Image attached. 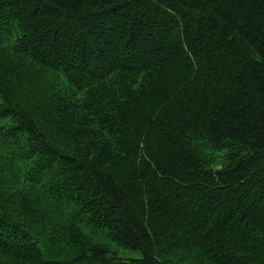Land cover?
<instances>
[{"label": "trees", "instance_id": "16d2710c", "mask_svg": "<svg viewBox=\"0 0 264 264\" xmlns=\"http://www.w3.org/2000/svg\"><path fill=\"white\" fill-rule=\"evenodd\" d=\"M52 211L139 258L54 253ZM1 253L264 264V0H0Z\"/></svg>", "mask_w": 264, "mask_h": 264}, {"label": "rangeland", "instance_id": "374dc122", "mask_svg": "<svg viewBox=\"0 0 264 264\" xmlns=\"http://www.w3.org/2000/svg\"><path fill=\"white\" fill-rule=\"evenodd\" d=\"M19 61H22L23 67L29 73L28 75H32L34 73L33 75L37 78L38 82H40L41 84H45V85H39V87H35L33 85L35 88L33 89L38 92L37 94H42V93H46V95L50 94L52 91L49 90H53L59 87L58 85H50V84H57V82H62L64 80L61 76L55 74L54 72H51L50 69L35 65L29 59H23L21 57V59L15 63L17 64L19 63ZM27 77L28 79L32 78L30 76ZM25 84L31 85V83L22 82L19 84V86L22 88V86H24ZM76 95H78V93ZM34 194L39 196L38 191ZM42 203L45 206L51 207L52 209L58 211L50 201L43 199ZM53 214L55 215L54 212ZM65 215L67 216L66 218H64ZM65 215L62 214L60 217H56L55 215V217L57 218V220L54 218L55 223L64 224V222L67 221V224L69 226H71V224H74V226L79 230H81V232H78L79 230L75 232H69L66 230L60 231L57 240L54 242L55 244L58 245V247H55V249L53 250L54 253H59L61 256H64L60 252V248H66V250L69 249L67 251V255L69 256L68 260H73V258H75L77 255L79 257L80 251L81 250L85 251L88 248V243L91 242L93 244H99L107 247L109 249V254H111L110 257H113L115 259H121L122 262L127 260L130 262V260L139 258L140 254L137 251L123 248L118 243L110 240L107 237L106 232L101 233L100 231L99 232L94 231V233L91 234L89 233V231H87L91 229L82 223L81 225H79L78 221L75 219L72 213L67 211ZM69 238H71L72 241L75 242V245L70 243ZM63 258L66 259V257ZM11 262L12 264H21L10 257H7L5 259L4 255L2 253L0 254V264H10ZM74 262L76 261H73V263Z\"/></svg>", "mask_w": 264, "mask_h": 264}]
</instances>
